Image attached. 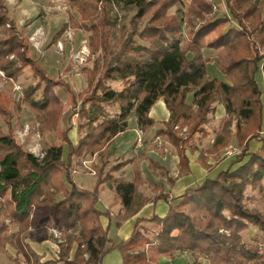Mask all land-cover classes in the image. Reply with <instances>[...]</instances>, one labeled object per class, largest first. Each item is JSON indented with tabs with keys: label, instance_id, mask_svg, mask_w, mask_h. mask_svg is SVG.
Returning <instances> with one entry per match:
<instances>
[{
	"label": "trees",
	"instance_id": "trees-1",
	"mask_svg": "<svg viewBox=\"0 0 264 264\" xmlns=\"http://www.w3.org/2000/svg\"><path fill=\"white\" fill-rule=\"evenodd\" d=\"M69 1L80 16V27L89 35L90 54L98 53L92 66L84 69L87 87L78 93L62 76H50L42 68L24 28L0 0V71L10 83L30 76L22 98L34 113L40 138L53 136L40 158L22 148L13 124L20 105L8 91H0V119L6 126V132L0 130V254L14 261L22 256L25 264H99L105 254L117 250L122 264H150L188 252L197 264L202 259L207 264H264V211L245 202L247 189H259L264 182L263 91L255 80L258 72L264 78V0H223L230 17L212 21L204 18V11L212 7L207 0H188L186 16L181 10L167 14L183 0ZM122 10L130 14L123 16L126 25L118 24ZM192 15L204 19L202 25L197 26ZM184 20L189 42L180 47ZM67 27L62 25L52 44ZM115 33L120 39L112 44ZM203 49L217 51L211 56L223 80L207 77L205 66L210 59L204 57ZM109 82L120 87L113 88ZM57 90L70 106L64 128L60 127L63 111ZM159 100L169 118L157 134L167 137L175 148L178 176L190 170L185 151L196 135L200 139L207 135L218 105L226 117L220 121L212 147L201 151L197 161L208 168V158L219 161L232 141L239 153L226 169L186 189L174 204L160 191L152 199L166 202V215L138 219L128 239L110 244L100 223V217L109 212L95 208L100 187L110 185L113 205L121 206L117 226L134 216L147 198L138 191L143 184L138 165H133V180L125 182L113 174L127 162L109 166L103 154L127 130L132 116L140 130H149L154 123L149 112ZM73 116L77 118L74 124ZM176 125L187 126L186 138L174 130ZM73 128L75 144L68 137ZM251 141L259 142L255 152L249 151ZM94 155L102 161L96 167L94 188L88 191L79 188L72 176L83 159ZM159 170L173 185L168 173ZM46 217L54 218V228L63 232L64 242L58 245L57 258L40 263L25 239L27 231ZM252 228L257 233L247 240ZM7 247L16 251L15 257Z\"/></svg>",
	"mask_w": 264,
	"mask_h": 264
},
{
	"label": "rangeland",
	"instance_id": "rangeland-1",
	"mask_svg": "<svg viewBox=\"0 0 264 264\" xmlns=\"http://www.w3.org/2000/svg\"><path fill=\"white\" fill-rule=\"evenodd\" d=\"M211 2V9H206L204 11L205 20H214L222 16H229L228 10L224 4L223 0H207ZM189 1L183 0V4L176 5L168 11V15L179 13L180 10L185 14H188ZM4 3L7 9L10 11L11 16L18 24L19 27L24 28L26 36L28 37V42L34 57L38 58L40 64L44 66L45 70H48L53 77L62 76L63 79L69 84L71 89L75 92H83L87 87V77L85 75L84 69L90 68L97 58L98 53L90 54L88 48V33L84 32L80 27V16L77 13L76 8L70 3L69 0H4ZM123 16L129 17L126 11H119L118 24L126 25V20ZM184 16V17H185ZM191 19L197 24V26L202 25L204 19L200 17L193 16ZM63 24L68 26L66 30L60 35L59 39L55 43H51L53 36L60 30ZM76 24V25H74ZM37 32V36L33 42L30 41L32 35ZM120 39V34L115 33L111 37L112 44H117V41ZM189 42V36L187 31V21L184 20L180 26V42L179 46L183 47ZM61 44V45H59ZM37 46V48L35 47ZM203 55L206 58H209L210 61L206 63V74L207 77L216 78L223 80V76L218 71L215 65L214 55L217 51H209L203 49ZM213 54V56H211ZM90 56H93L90 58ZM9 59H13V56H10ZM48 73V72H47ZM49 74V73H48ZM50 75V74H49ZM52 76V75H50ZM255 80L260 88L263 91L262 102L264 107V78L262 72H258L255 75ZM31 82L30 76L27 74L24 77L20 78L15 83H10L5 79L4 74L0 71V91H8L16 102L20 105V111L18 114L14 115L13 124H14V135L18 142L22 145V148L32 153L36 157H41L49 145V142L52 141L53 136H47L44 140L40 138L37 134V123L35 120L34 113L29 107V104L25 102L22 98L23 90L22 88ZM113 88H119L120 84L117 82L108 83ZM16 87L20 89L17 90ZM59 97V105L63 111V119L60 121V127L64 128L66 126L65 119L70 113V106L66 96L57 90ZM264 111V110H263ZM76 116H73L72 122L74 124ZM63 120V121H62ZM179 126V125H178ZM180 127V126H179ZM185 127H180V129ZM187 128V127H186ZM0 130L6 132V126L1 122L0 119ZM70 132V131H69ZM68 132V135H69ZM187 134V130L186 133ZM184 137V135L182 136ZM236 148V145H229L228 147ZM226 149V148H225ZM224 149V150H225ZM65 147L63 150L62 159L66 160ZM223 150V152H224ZM238 150V149H237ZM239 151V150H238ZM86 163V168L92 169L94 164ZM88 171L84 167L83 162L79 163L78 167ZM110 166V165H109ZM76 167V172L81 171ZM74 174V173H73ZM96 176V175H95ZM81 178V175H76L75 179ZM88 178V177H87ZM65 188L69 189V184L63 181ZM246 196V205L250 208H255L257 210L264 211V182L259 189L252 190L247 189L245 192ZM102 203L97 205L98 209H102ZM44 222H36L32 227L34 228L38 224L37 230L27 231L30 234H34L30 237L28 233L27 241L31 239H36L41 241L47 239V245H51L50 250L46 251V255L49 258H57L58 256V245L64 242L63 232L54 228V218L46 217ZM55 230V232H53ZM153 233V231H150ZM257 233L255 228H252L248 231L247 240L251 236ZM153 235V234H151ZM25 239V240H26ZM10 253L14 251L8 247ZM8 252V253H9ZM202 263L207 264L205 259L201 260ZM0 264H11L4 254H0ZM14 264V263H13Z\"/></svg>",
	"mask_w": 264,
	"mask_h": 264
},
{
	"label": "crops",
	"instance_id": "crops-1",
	"mask_svg": "<svg viewBox=\"0 0 264 264\" xmlns=\"http://www.w3.org/2000/svg\"><path fill=\"white\" fill-rule=\"evenodd\" d=\"M42 68L44 69V66H42ZM45 71L54 76L48 70ZM190 99L191 97H189L187 100L191 101ZM149 117L154 121V123L149 130L142 131L137 125L135 117L132 116L127 121V130L116 136L112 143L109 144V148L103 154V161H107L108 165L127 162L121 171L113 174L115 178L125 182H131L133 180V165H138V170L143 179V184L138 188V191L143 197L147 198V202L138 212H136L134 216L128 218L119 226H117L115 221L117 214L120 212L121 206L120 204L113 205L114 193L112 192L110 185L103 184L100 187L99 199L97 200L98 202L96 203L95 208L100 213H104L107 210L109 212V215H103L100 217V223L103 229L107 230V239L109 240L110 244H118L119 242L128 239L138 219L148 220L153 216L163 218L166 215V211L168 210V205L166 202L162 199H157L155 201L152 199L158 195L160 191H162V193L167 196L169 203L174 204L178 201V198L186 189L200 185L206 178L213 177L219 171L226 169L229 166L230 161L233 159L232 157H223L222 152L220 155L221 159H219V161L214 160L212 157L208 158V168L206 169H203V167L197 161L201 151L205 152L212 147L213 141H215L214 139L216 132L219 130L220 121L226 117V112L221 105L216 107L215 117L209 123L206 129L207 135L203 139H200L198 135L192 139L190 142V147L193 149V152L190 151V147L186 149L185 155H187L188 169L190 170L188 173L181 176H178L179 159L178 156H176L177 153L175 148L168 142L167 137L157 134L158 132L163 131L164 123L167 122L169 118V112L166 109L163 101L159 100L150 109ZM76 133L77 132L73 128L68 135L69 140L73 144L76 143ZM137 138L141 140V143L136 144ZM182 138H186V135ZM230 145H235L234 141H232ZM248 147L250 152H255L257 149H259V142L257 143L256 141H251ZM83 160L85 168L86 163H92L94 166L92 167L91 165L92 169L86 168L88 171L81 169L80 166H77L79 170L81 169V171H75L72 178L74 183L79 188L91 191L94 188L96 182V167L100 166L102 159L101 156L94 155L92 157H86ZM150 164L152 167L149 166ZM159 168L164 169L168 173V177L174 180L173 185H170L167 181V178L161 175V170H159ZM79 174L81 175V178H79L76 182L75 176ZM154 188H158L159 190L154 192ZM101 202H103L102 209H98L97 205ZM45 220H49V218L43 219L41 223ZM37 228L38 224L34 228H30V231H34V229L37 230ZM12 231H16V229L13 228ZM29 235L32 237L34 234H30L29 232ZM25 243L34 253L35 257L39 259L40 263L52 261L54 259L52 257L49 258L48 255L45 254L47 250L51 251V245H47V239L41 240L40 242L36 239H31L28 241L26 239ZM12 250L14 253H10L7 247V252H9L8 254L15 257L16 251L14 249ZM74 250L75 246H73L70 256H72ZM119 255L120 254L117 250H112L103 256L99 264H122V259ZM6 259H8L11 264H25L22 256H18L16 259L17 261L11 260L7 256ZM150 264L197 263H194L192 256L188 252H180L177 253L173 259L161 257L156 262ZM199 264L204 263L200 261Z\"/></svg>",
	"mask_w": 264,
	"mask_h": 264
},
{
	"label": "built area",
	"instance_id": "built-area-1",
	"mask_svg": "<svg viewBox=\"0 0 264 264\" xmlns=\"http://www.w3.org/2000/svg\"><path fill=\"white\" fill-rule=\"evenodd\" d=\"M35 36H37V32H35L32 37L30 38V41L33 42L34 39H35ZM61 45V44H59ZM37 48V46H35ZM17 90H19L20 88L19 87H16ZM174 130H178L180 132V136H183L185 137V133H186V130L187 128H182L180 129L178 126H175V129ZM141 143V140L139 138H137V143L136 144H139ZM239 153V151L236 149V148H233V147H227L224 152H223V157L225 158H230V157H235L237 154ZM42 157V156H41ZM55 232V230L53 231Z\"/></svg>",
	"mask_w": 264,
	"mask_h": 264
}]
</instances>
